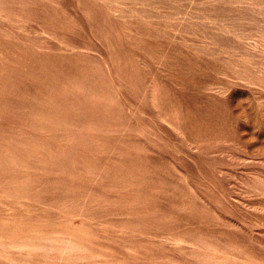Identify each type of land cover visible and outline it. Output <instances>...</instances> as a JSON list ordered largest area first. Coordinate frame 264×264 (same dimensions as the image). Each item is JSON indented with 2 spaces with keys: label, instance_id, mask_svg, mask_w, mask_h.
<instances>
[{
  "label": "rangeland",
  "instance_id": "1",
  "mask_svg": "<svg viewBox=\"0 0 264 264\" xmlns=\"http://www.w3.org/2000/svg\"><path fill=\"white\" fill-rule=\"evenodd\" d=\"M0 264H264V0H0Z\"/></svg>",
  "mask_w": 264,
  "mask_h": 264
}]
</instances>
